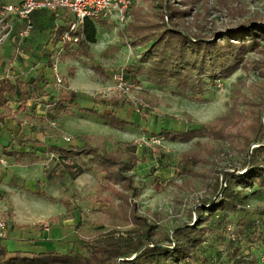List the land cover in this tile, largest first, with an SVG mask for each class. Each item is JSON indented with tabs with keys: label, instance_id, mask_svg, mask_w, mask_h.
Here are the masks:
<instances>
[{
	"label": "rangeland",
	"instance_id": "rangeland-1",
	"mask_svg": "<svg viewBox=\"0 0 264 264\" xmlns=\"http://www.w3.org/2000/svg\"><path fill=\"white\" fill-rule=\"evenodd\" d=\"M3 2L7 3L5 5L20 4V0H0V7ZM160 3H163V9ZM132 5L156 23L166 24L180 32L211 41L217 40L226 32L242 31L250 34L253 31L257 34L255 50L244 54L242 64L228 76L208 81L205 89L208 102L195 104L174 94L170 86L160 88L146 81L144 70H141L146 67L145 64L140 69L137 68L143 49L130 45L131 42L124 36V26L130 21V14L127 12L123 25L115 19L103 20L102 24L95 25L96 42L89 45V58L58 62L57 70L62 84L59 90L51 72L52 82L43 84V71L47 63L40 64L42 58L47 59L50 55L47 48L51 26L50 11H37L36 20L40 26L35 25L29 36L19 43L16 42L15 36L23 28V22L18 17H9L8 20L13 25L12 36L3 44L8 45V48L5 47L9 52L7 59L0 62V67L4 68L11 64L12 58L18 57L21 65H29L26 67L25 79L36 80L35 97L27 102L29 115L44 119L47 111L53 114L54 102L59 95L67 92L66 86L72 84L71 87L79 86L78 92L85 90L83 93H77L78 97L76 95L74 101L76 106L115 114L139 125L113 129L92 115L81 114L76 107L71 108V115L45 119L44 122L23 119V115L18 114L16 119L21 121L19 126L8 119L3 125L0 124V149L10 143L13 149L28 151L31 143L24 146L17 143L25 138L44 143L57 138L60 144L73 148L78 145L74 139L82 134L95 138L90 143L91 146L97 145L113 151L121 145L124 150L134 149L140 159L135 168L126 174L136 191L133 193L122 186H115L130 200L135 214L144 220L134 222L122 200L106 192L98 193L97 176L94 172L84 173L73 183L66 179L58 182L47 178L57 163L52 156L48 155L47 160L42 163H30L26 160L16 167L13 160L4 159L0 153V174L5 179L2 181L0 178V193L7 190V182L11 186L14 176L18 175L23 181V190H31L36 196L43 194L57 200L10 194V201L22 220L28 224L37 223V220L44 221L34 225L33 230L39 231L50 226L53 228L55 239L43 242V250L65 253L71 249L82 252L79 238L87 240L97 234H112L115 237L133 239L139 237L138 239L143 238L146 241L147 237L142 236L141 232L143 223L153 226L148 239L153 243L168 245L166 239H171L175 228L194 224L198 206L203 207L221 198V189L224 187L223 173L229 171L235 175L243 174L249 168L250 159L246 157L245 151L250 154L253 148L259 146L251 144L246 149L237 137V129H247L259 115L262 124L264 123V0H132ZM168 8L175 13L172 18L167 15ZM162 12L165 13L164 19H161ZM16 46H19L20 56L16 53ZM50 60L49 68L52 66ZM91 66L105 69L107 78H99ZM71 68H74V79L69 74ZM120 72L130 85L128 94H122L112 88L111 77ZM232 93L237 96L236 109L242 118L238 126L229 128L230 138H202L179 143L161 140L148 134L159 133L162 129L185 131L208 123L226 112ZM47 103L51 105L49 110H46ZM9 106L12 109L17 107L14 102H10ZM186 116L191 117L193 123H187ZM65 137L71 141L65 142ZM188 151H198L201 160L194 167H190L191 173L184 174L180 171L179 161L181 154ZM154 181L159 186L154 187ZM233 192L236 193L232 200L236 203L237 210L218 212L206 221V241L187 264H234L238 259H241L242 264H264V246L257 242L250 243L239 232V223L245 226L256 224L260 230L263 229L264 187L260 188L254 183L252 188L238 187ZM6 195L0 194V198H6ZM71 196L72 209L75 207L76 210L73 211L74 217L70 219L71 224L66 231L71 230L73 234L67 233L66 237L57 240V231L60 229L58 225L65 219L62 218L59 223L50 220L64 215L65 208L59 200ZM100 197H106L109 202H98ZM11 216V206L7 205L0 221L5 222L8 227ZM80 221L78 238L75 230ZM232 228L235 229L233 237L228 234ZM6 231L7 228L1 231L0 241H3L4 245L8 242L7 250L15 251V241L5 238ZM28 241L25 239L22 242ZM25 246L27 245L22 247ZM31 247L34 246H30L27 251L38 252Z\"/></svg>",
	"mask_w": 264,
	"mask_h": 264
},
{
	"label": "trees",
	"instance_id": "trees-1",
	"mask_svg": "<svg viewBox=\"0 0 264 264\" xmlns=\"http://www.w3.org/2000/svg\"><path fill=\"white\" fill-rule=\"evenodd\" d=\"M163 3H160L163 9ZM128 11L130 21L124 26V36L130 41L133 47H141L142 53L138 59V67L145 66L143 74L146 81L160 88L170 86L172 92L180 97L195 104L207 103L206 86L208 81L216 78L223 79L234 72L239 64H242L244 54L254 52L257 34L252 31L250 34L245 32H226L217 40L211 41L196 35H190L166 24L161 25L148 19L137 7L131 6ZM35 10L30 14L33 28L40 26L37 22ZM51 13V26L49 27V41L54 48L59 42L64 31L67 30L66 24H60L56 31L54 21L57 15ZM165 13L162 12L161 19ZM174 11L168 8V17L172 18ZM166 15V16H167ZM101 19H87L71 35L78 36L76 44L64 43L62 53L59 54V61L65 62L79 61L81 58H89V45L96 42L97 23L102 24ZM32 28V30H33ZM258 28H253L257 30ZM258 32V31H257ZM53 33V36L51 34ZM264 33V32H263ZM256 34V35H255ZM251 36V37H250ZM55 49V48H54ZM53 49V50H54ZM51 55V53H49ZM49 55V57H50ZM72 69V68H71ZM95 74L101 78H107L105 69L91 66ZM138 69V70H139ZM70 77L75 75L74 68L69 72ZM36 80L13 82L7 78L0 79V124L9 119L16 122L19 126L21 121L16 119L18 114L23 115V119L44 122L45 119H55L59 113L71 115V108L76 107L75 95L61 94L54 102L53 114L51 111L46 113L44 119L32 117L27 112V102L33 99ZM66 83V82H65ZM237 96L230 95V103L227 105L225 113L214 118L212 121L200 124L195 128L185 131L172 129H162L159 133L151 134L161 140L169 142L187 143L195 139L205 138L207 140H222L230 138L229 128H235L241 122L242 115L237 111ZM10 102H14L17 107L12 109ZM78 111L92 115L102 120L106 125L113 129H122L128 126L139 127L132 120L121 118L111 113H102L93 108L77 107ZM187 123H193L191 117H185ZM264 122V121H263ZM144 132H147L143 129ZM242 145L247 149L251 144H258L251 150L246 157L249 159V168L242 174L235 175L229 171L223 173L224 187L221 189V198L211 201L203 207L196 208L197 216L193 225H183L175 228L171 234V239H166L168 245L153 243L150 233L153 226L143 223L142 236L147 237L133 239L131 237H115L112 234H97L87 240L79 238L78 230L81 225L76 227V235L81 243L82 252L67 250L59 253L53 250H43L40 252L9 251L0 241V264H187L193 259L195 253L205 243L208 234V227L205 224L208 219L218 212H234L237 210L233 198L236 193L235 188H252L254 183L258 187H264V123L261 122V115L245 129H237ZM81 146L70 148L65 144H60L57 138L48 143H43L34 139H22L17 141L19 146L31 143L28 151L13 149L10 143L2 146L0 153L8 159H13L16 163L29 161L30 163H42L50 155L56 160V166L49 172V179L59 181L67 179L73 182L83 173L94 172L97 176L96 189L99 194L108 193L110 196L118 197L126 206L129 216L135 220H142L135 214L130 200L125 198L115 186H122L133 193L136 187L132 185L131 179L126 174L131 172L140 162L134 149L124 150L118 145L115 150L108 151L97 145L91 146L94 137L78 135L75 138ZM43 148V150H38ZM201 160L199 152L188 151L180 156V171L184 174L191 173L190 167H194ZM156 181V179H155ZM154 181V187L159 186ZM50 201H57L54 198L41 195ZM72 196L68 199L62 198L59 201L65 208L63 216L52 218L50 221L59 223L62 218L65 220L73 219ZM98 202L106 204L109 199L100 197ZM205 214V215H204ZM239 232L242 237L247 238L250 243H259L264 246V224L260 230L256 224L242 225L239 223ZM235 229L228 231L234 236ZM228 233V234H229ZM137 240V241H136ZM264 259V257H263ZM234 264H242L238 259Z\"/></svg>",
	"mask_w": 264,
	"mask_h": 264
},
{
	"label": "built area",
	"instance_id": "built-area-1",
	"mask_svg": "<svg viewBox=\"0 0 264 264\" xmlns=\"http://www.w3.org/2000/svg\"><path fill=\"white\" fill-rule=\"evenodd\" d=\"M132 0H20L19 5H2L0 7V46L11 38L13 25L8 20L9 17H18L23 22V28L15 36L16 42L26 39L32 31L33 25L30 20V14L35 10H48L55 14H63V22H56L53 32L56 31L60 24H66L67 30L60 37V42L54 47L51 43L48 48L51 53L52 64L50 71L53 75L54 82L60 90L62 87L61 80L58 74L59 54L62 53V45L64 43L76 44L79 41L78 36L71 35V32L84 23L87 19L101 20H117L121 25L126 22V15L131 5ZM53 36V33L51 34ZM16 53L20 55L19 46H16ZM54 49V50H53ZM13 73L9 69L4 73L3 78L11 79ZM111 80L113 87L117 92L122 94L130 93V85L124 80L123 73H115ZM51 105L46 104V110H49ZM65 142H70L71 139L65 137ZM7 228L5 222L0 221V233ZM231 231V229H229ZM230 234V233H229ZM233 237L232 234H230Z\"/></svg>",
	"mask_w": 264,
	"mask_h": 264
},
{
	"label": "crops",
	"instance_id": "crops-1",
	"mask_svg": "<svg viewBox=\"0 0 264 264\" xmlns=\"http://www.w3.org/2000/svg\"><path fill=\"white\" fill-rule=\"evenodd\" d=\"M6 2V1H5ZM4 3V2H3ZM7 3H4L3 5H5ZM57 15V19L55 20V22H63V14L62 13H58L56 14ZM37 18V16H36ZM7 46L8 48V45H1L0 46V62L1 61H5L7 59V54L9 52V50L5 47ZM48 48V47H47ZM49 49V48H48ZM20 56V55H18ZM25 59V58H24ZM11 64L5 66L4 68L0 67V79L3 78L4 76V73L6 72L7 69L10 70V72L13 73V77L9 80L13 81V82H17V81H27L25 78L27 76V64H22L20 63V57H18L17 59H11ZM40 64H46L47 63V67H45L44 71H43V79L45 81H43V84H50V82H52V76L50 74V68L48 67V62H49V57H47V59H44L42 58L40 60ZM9 62V61H8ZM40 65V66H41ZM74 79V78H72ZM68 84V82H66ZM72 84H68L66 87V94H70L72 93L73 95H77V93H83L85 92V90H80L79 92L77 91V89H79L78 87L79 86H72ZM48 86V85H47ZM46 86V87H47ZM46 87L44 89H46ZM42 94V93H41ZM78 97V95H77ZM76 103V102H74ZM77 107H85V108H88L86 106H80V105H77L76 106V109ZM73 108V107H72ZM78 110V109H77ZM81 113V112H80ZM82 114V113H81ZM84 114V113H83ZM87 115V114H86ZM65 117L66 115L62 114V113H59L55 116L56 117ZM39 118H43V117H39ZM9 120V119H8ZM78 145L80 146V143L78 140L74 139ZM39 141V140H38ZM41 142V141H40ZM44 143V142H43ZM76 146V147H79V146ZM73 147L76 148V147ZM4 157V156H3ZM4 159H8V158H5ZM10 160H13V159H10ZM14 161V160H13ZM15 162V161H14ZM21 163H16L15 162V166L18 167L19 165H21ZM84 174V173H83ZM81 174V175H83ZM81 175L79 177H81ZM13 176V175H12ZM49 176V174H48ZM47 176V178L49 179V177ZM79 177H77L76 179H78ZM0 178L2 179V181H5V179H3V175L0 174ZM66 179V178H65ZM76 179L74 181H76ZM67 180V179H66ZM69 181V180H68ZM73 181V182H74ZM41 182H43V180H41ZM45 182H48L47 180H45ZM59 182V181H58ZM73 182H70V183H73ZM47 184V183H45ZM6 186H9L7 188V190H4L2 191L0 194H3V193H6V198H0V218L1 216L4 214V212L6 211V208H7V205H10L11 206V212H12V216H11V222L9 223L8 227H7V231H6V236L5 238L8 239V240H12V241H15V246H14V250L15 251H24L26 252L28 248H30V246H34L32 249L34 250H38V252L40 251H43V248H41L42 246V243L43 242H47V241H50L52 238L55 239V237H53V234H52V230L53 228L50 226V228H45L43 230H39V231H36V230H33L34 229V225L36 224H41V223H44V221L42 220H37L36 222L37 223H33V224H28L26 223L24 220H22L23 218H21L17 212L15 211V207L13 206V204L11 203L10 201V194L11 193H14V194H18L20 195V197H28V196H31V197H34V198H44V197H41V196H36L35 194H33V191L31 190H23V181L22 179L20 178V176L18 175H15L14 176V179H13V182H12V185H8V182H7V185ZM1 187V186H0ZM29 191V192H28ZM53 195V194H52ZM6 199V200H5ZM45 199V198H44ZM47 200V199H46ZM3 205V206H2ZM70 220H65L64 222H62L60 225H58V228H60L57 232H58V239L57 240H60L62 239L63 237H66L67 233H71L73 234V231L71 230H68V232L66 231L67 230V227L68 225H70L71 223L69 222ZM42 226V225H41ZM52 234V235H51ZM25 239L29 240L28 242H22L24 241ZM1 244H3V241H1ZM8 242L4 245L6 248L8 247ZM23 245H27L25 247H22ZM37 248V249H36ZM40 249V250H39ZM45 250V249H44ZM27 252H35V251H31V250H28Z\"/></svg>",
	"mask_w": 264,
	"mask_h": 264
}]
</instances>
